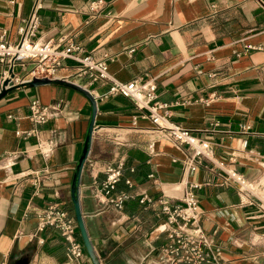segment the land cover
<instances>
[{
	"label": "crops",
	"instance_id": "crops-1",
	"mask_svg": "<svg viewBox=\"0 0 264 264\" xmlns=\"http://www.w3.org/2000/svg\"><path fill=\"white\" fill-rule=\"evenodd\" d=\"M33 3L0 0V35L15 42ZM39 18L40 42L78 44L83 55L104 60L116 82H153L168 122L206 142L212 154V162L203 160L194 172L186 171L190 148L159 136L147 112L130 99L100 101L111 83L91 82L79 74L78 63L63 61L56 79L88 91L96 103L79 206L100 264H160L167 239L156 201L162 193L181 197L189 184L198 186L193 193L203 211L200 228L220 246L225 264H264V189L245 204L237 186L224 182V171L234 170L264 186V10L259 1L42 0ZM33 67L34 62L16 66L14 78L30 81ZM5 71L8 67L0 64V90ZM33 101L53 108L46 124L30 122ZM90 113L83 95L57 85L15 90L0 100V264H70L67 245L55 231L47 230L44 243L37 242L35 218L49 203L59 202L74 220L69 190ZM242 126L248 130L242 132ZM106 164H122L112 195L132 198L121 212L94 197ZM143 194L155 203L140 206ZM82 260L91 264L84 248Z\"/></svg>",
	"mask_w": 264,
	"mask_h": 264
},
{
	"label": "built area",
	"instance_id": "built-area-1",
	"mask_svg": "<svg viewBox=\"0 0 264 264\" xmlns=\"http://www.w3.org/2000/svg\"><path fill=\"white\" fill-rule=\"evenodd\" d=\"M258 1L264 10V3ZM41 9L42 0H34L29 15L21 20L17 28L18 39L15 42H9L5 38V33L2 32L0 35V64L6 65L12 72L16 66L23 67L27 62H34V67L29 72L32 78L53 80L56 79V71L62 62L72 60L80 65L79 74L88 76L91 82L107 80L111 83L108 90L98 97L100 101L111 97L130 99L138 111L147 112V117L155 126V131L159 136L190 148L193 153L184 162L186 171L194 172L196 165L201 161H211L212 154L206 142L193 138L184 128L168 122V116L164 112L166 106L158 102L156 86L153 82L142 83L136 79L126 83L116 82L108 74L106 62L96 61L90 55H83L84 51L78 44L66 39H60L56 43L40 42L37 35L40 28L39 12ZM9 71L3 72L4 79L9 78ZM11 82L13 85L21 83L14 77L10 79ZM28 110V118L34 125L46 124L54 111L53 108L43 106L37 101L31 102ZM161 111L164 112L162 115ZM241 130L246 132L248 128L242 126ZM243 145H246V141ZM234 159L232 155L229 159L230 164L234 162ZM218 168L223 170L224 164L220 163ZM100 171L104 173L105 179L99 187L95 188V199L121 212L124 204L132 198L124 193L112 195L116 184L122 178V164L116 166L106 164ZM224 173V182H231L237 186L239 195L245 199V204H251L248 196L257 199L264 189L261 182H249L234 170L224 171ZM149 177L152 178V176ZM38 182L37 178L34 179L33 185H37ZM126 185L130 186V183L127 181ZM197 188V185L189 184L181 197L171 198L162 193L156 201L160 206V215L163 217L161 226L167 239V244L159 251L160 264H225L220 246L212 237L205 235L200 228L203 211L193 193V190ZM138 203L147 208L155 202L143 194L139 196ZM262 205L264 206V202ZM262 209L264 211V207ZM35 219L34 236L39 244L44 243L42 235L47 230L55 231L67 245L69 263L86 264L82 260L83 247L78 237L75 221L59 202L49 203L36 215Z\"/></svg>",
	"mask_w": 264,
	"mask_h": 264
},
{
	"label": "water",
	"instance_id": "water-1",
	"mask_svg": "<svg viewBox=\"0 0 264 264\" xmlns=\"http://www.w3.org/2000/svg\"><path fill=\"white\" fill-rule=\"evenodd\" d=\"M14 74L9 71V78H6L3 80L1 84V90H0V100H2L6 95L12 91L15 90H21L25 88H33V87H39V86H45V85H57V86H63L70 88L72 90H75L76 92L80 93L83 95L89 102L90 108H91V113H90V118L85 134V140L81 149V154L79 157V160L76 163L73 176H72V181L70 184V190H69V195H70V202L72 205L73 209V216H74V221L82 242V246L91 262V264H100L93 247L91 246V243L89 241V238L87 236L80 206H79V182H80V176L84 167V164L87 159V155L89 152L90 148V142H91V136L93 133V128H94V119L96 115V103L93 98V96L86 90L71 84L69 82L59 80V79H48V78H32L28 82H21L19 84L15 85H9L10 84V79H13ZM16 264H23L22 262H18Z\"/></svg>",
	"mask_w": 264,
	"mask_h": 264
}]
</instances>
